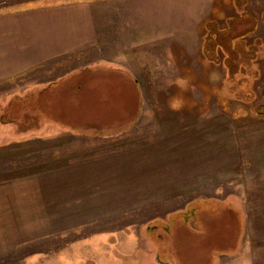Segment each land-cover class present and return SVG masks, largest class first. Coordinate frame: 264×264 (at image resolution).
Wrapping results in <instances>:
<instances>
[{"label": "rangeland", "instance_id": "rangeland-1", "mask_svg": "<svg viewBox=\"0 0 264 264\" xmlns=\"http://www.w3.org/2000/svg\"><path fill=\"white\" fill-rule=\"evenodd\" d=\"M25 1L0 0V8ZM249 1L246 10L238 11L229 0H218V13L202 21L199 36L191 39V55L179 46L173 53L182 62L195 60L203 77L187 90L197 88L209 96L196 104L201 116L166 112L165 101L156 100L166 87L153 84L141 87L149 98L144 107L141 100L125 98L123 90L97 104L99 118L83 125V118L68 116V111L78 112L77 106H68L56 90L53 94L52 84H36L88 60L79 56L56 60L61 64L53 71L48 64L0 82V96L7 93L0 97V181L154 151L161 159L169 152L187 154V161H196L188 172L204 179L202 189L199 178L186 190L181 182L175 196L148 206L149 197L142 196L145 182L143 190L131 191L124 188L129 181L110 174L113 166L101 165V179L91 180L90 189L104 192V211L101 207L83 223L76 213L75 228L44 230L42 238L14 247L0 264H264V116L256 111L264 105V0ZM230 60L239 63L234 72ZM82 75L92 83L105 76L119 82L118 76L98 70H81ZM172 88L184 92L187 84ZM106 90L113 95L110 85ZM178 102L169 104L193 108L191 102ZM139 111L142 116L134 123ZM192 125L203 130L196 133V150L177 140ZM152 144L158 148L150 149ZM97 167L88 165L84 171ZM129 167L124 172L135 174L142 166ZM80 183L75 181L76 189Z\"/></svg>", "mask_w": 264, "mask_h": 264}, {"label": "crops", "instance_id": "crops-1", "mask_svg": "<svg viewBox=\"0 0 264 264\" xmlns=\"http://www.w3.org/2000/svg\"><path fill=\"white\" fill-rule=\"evenodd\" d=\"M249 2L229 0L228 3L239 11L241 8L246 10ZM217 6L218 0H27L2 6L0 82L48 64L53 71L61 64L56 60L79 56L88 60L78 58L80 60L67 66L68 70L62 75L36 84H52L53 94L57 91L68 106H77L78 112L72 114L68 111V116L83 118L80 121L83 125L91 117H98L101 108L97 104L108 101L123 90L125 98L141 100L144 107V100L149 98L141 87L153 84L166 87L162 97H156V100L165 101L166 112L181 111L185 118L201 116L202 110L196 104L209 96L198 92L197 88L195 92L187 90L190 84L197 85L203 77L195 60L182 62L181 58H174L173 53L176 46L188 51L194 49L193 46L191 48V39L199 36L202 21L213 12L214 15L218 13ZM90 52L93 56L86 58ZM210 65H213L212 61ZM81 70H98L99 74L118 76L119 82L105 76L100 82L92 83L89 76H79ZM116 84L120 85L117 87ZM178 84H187L184 92L173 91L172 85ZM107 85L112 87L113 95L107 93ZM6 94L2 93L0 97ZM174 100L191 102L193 108L189 109L185 104L180 109L172 107L169 101ZM215 114L218 116V112ZM138 116H142V112L139 111L134 123H138ZM2 126L6 130V121ZM183 131L184 134L176 137L178 142L196 150L199 146L196 133L203 130L192 125ZM212 136L213 133L211 140ZM153 148H158V144H152L150 149ZM136 155L128 153L124 158L116 155L89 164L58 167L0 181V259L6 258L14 247L42 238L44 230L75 228L76 213L80 215V222H89V214L97 213L101 207L104 211V192L90 189L91 180L101 179V165L113 166L114 171L110 174L129 181L124 188L131 191L142 188L141 183L145 182L142 190L146 191L142 196L149 197L146 201L148 206L158 205L175 196L176 190L183 188L181 182L184 184L182 190H186L188 184L195 187L199 178L202 189V175L193 177L188 172L190 165L196 166V161L189 162L187 154L181 157V153L169 152L168 158L164 156L163 159L157 151L149 156ZM176 156H179L177 160ZM93 164L98 167L84 171L85 166ZM132 165L142 167L135 174L124 172V169L128 171L127 166ZM120 168L123 170L121 174ZM75 181L81 182L77 189ZM133 181H138V184ZM161 191L166 192L163 194Z\"/></svg>", "mask_w": 264, "mask_h": 264}, {"label": "trees", "instance_id": "trees-1", "mask_svg": "<svg viewBox=\"0 0 264 264\" xmlns=\"http://www.w3.org/2000/svg\"><path fill=\"white\" fill-rule=\"evenodd\" d=\"M237 65L239 66V63H237V62H234V61H231V60L228 62V67L230 68V70L232 72H234L236 70ZM256 111L261 117H263L264 116V105L259 106L258 108H256Z\"/></svg>", "mask_w": 264, "mask_h": 264}]
</instances>
